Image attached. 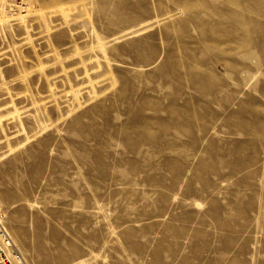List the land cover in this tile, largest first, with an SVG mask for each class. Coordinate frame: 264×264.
I'll use <instances>...</instances> for the list:
<instances>
[{
    "label": "rangeland",
    "instance_id": "rangeland-1",
    "mask_svg": "<svg viewBox=\"0 0 264 264\" xmlns=\"http://www.w3.org/2000/svg\"><path fill=\"white\" fill-rule=\"evenodd\" d=\"M28 1L0 15L17 263L264 264V0Z\"/></svg>",
    "mask_w": 264,
    "mask_h": 264
},
{
    "label": "built area",
    "instance_id": "built-area-1",
    "mask_svg": "<svg viewBox=\"0 0 264 264\" xmlns=\"http://www.w3.org/2000/svg\"><path fill=\"white\" fill-rule=\"evenodd\" d=\"M27 8L26 0H8L6 10L9 14L24 13ZM14 17V16H13ZM2 211L0 209V219ZM20 254L12 246L8 235L0 223V264H16L19 261Z\"/></svg>",
    "mask_w": 264,
    "mask_h": 264
},
{
    "label": "bare ground",
    "instance_id": "bare-ground-1",
    "mask_svg": "<svg viewBox=\"0 0 264 264\" xmlns=\"http://www.w3.org/2000/svg\"><path fill=\"white\" fill-rule=\"evenodd\" d=\"M8 3V0H0V15H1V12L2 13H4L5 15L6 14H8V15H14V14H9L8 12H7V10H6V4ZM28 6H29V1H28V3H27V8H28ZM27 8H26V10H27ZM26 10L24 11V13H26ZM23 12V11H22ZM21 12V13H22ZM8 24H9V22H8ZM1 209V208H0ZM1 217H2V215H1ZM0 223H1V226H2V222H1V219H0ZM2 228H3V226H2ZM4 229V228H3ZM5 231V230H4ZM7 234V233H6ZM9 238V237H8ZM10 239V238H9ZM10 242H11V240H10ZM11 244H12V246L14 247V249L17 251V249H16V247L14 246V244L11 242ZM18 252V251H17ZM21 260H20V256H19V261H17V262H20ZM16 262V264H18ZM23 263V262H22Z\"/></svg>",
    "mask_w": 264,
    "mask_h": 264
}]
</instances>
